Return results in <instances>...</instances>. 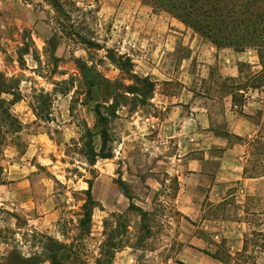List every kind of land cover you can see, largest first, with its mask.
Segmentation results:
<instances>
[{
	"label": "rangeland",
	"instance_id": "374dc122",
	"mask_svg": "<svg viewBox=\"0 0 264 264\" xmlns=\"http://www.w3.org/2000/svg\"><path fill=\"white\" fill-rule=\"evenodd\" d=\"M156 1L63 0L57 6L51 0H0V75L15 93L1 98L13 101L10 112L22 124L16 132L18 122L1 121L0 163L5 159V167L33 169L54 185L60 199L59 218L39 229L26 215L15 219L12 204H0V264L13 249L25 257L36 255L42 264H52V255L62 257L61 264H222L216 256L230 264H264V181L254 196L255 210L246 217L234 181L225 186L223 201H204L193 219L177 207L181 187L164 163L171 150L159 149L157 131L148 134L145 127L147 116H159L149 101L152 86L137 81L135 74L145 73L135 72L133 62L123 58L130 48L145 50L134 46L135 33L161 11ZM244 51L261 65L255 47ZM242 70L239 87L253 83L251 65L243 63ZM215 81L222 85L225 80L216 73ZM148 137L155 143L148 145ZM248 138L233 142L243 144V163L250 167ZM92 147L110 157L98 156L93 163ZM187 151L180 153L183 160ZM2 193L8 195V189ZM131 203L151 212L144 223L151 234L140 228ZM118 215L130 226L111 259L104 243ZM46 236L65 248L50 252Z\"/></svg>",
	"mask_w": 264,
	"mask_h": 264
},
{
	"label": "crops",
	"instance_id": "0c3cea01",
	"mask_svg": "<svg viewBox=\"0 0 264 264\" xmlns=\"http://www.w3.org/2000/svg\"><path fill=\"white\" fill-rule=\"evenodd\" d=\"M145 24L152 25L154 31L147 26L137 31L134 44L145 48L143 53L130 48L124 55L133 57L135 72H144L154 83L149 101L159 110V116H147L145 127L148 134L153 129L157 131L159 149L165 153L171 150L165 157L169 161L164 163L167 171L177 176L181 187L175 198L179 211L193 219L204 201L213 205L223 201L225 186L234 181L243 198L242 212L245 217L251 215L256 205L254 196L264 176L244 175L243 144L230 141L224 133L247 138L260 130L264 124V88L240 90L245 93V102L235 106L234 91H223L222 85L216 84L215 75L239 84L243 76L241 64H250L252 75L260 73L257 56L216 46L167 10L156 12ZM214 93L220 95L217 94L218 99H214ZM235 93L238 95V90ZM146 141L148 145L155 143L152 137ZM184 150L189 156L183 160L180 153ZM195 152H201V157H195ZM2 161L5 183L0 184V204H12L15 219L26 215L35 228H50L60 212L54 185L24 164L19 169L14 165L8 168L5 159ZM3 188L8 189V195L2 193ZM243 223L246 231L250 223L246 218ZM244 231L240 234L245 235Z\"/></svg>",
	"mask_w": 264,
	"mask_h": 264
},
{
	"label": "trees",
	"instance_id": "16d2710c",
	"mask_svg": "<svg viewBox=\"0 0 264 264\" xmlns=\"http://www.w3.org/2000/svg\"><path fill=\"white\" fill-rule=\"evenodd\" d=\"M51 1L57 6L61 5L63 2V0ZM156 3L161 10L169 11L174 17L184 22L187 26L192 27L194 31L208 38L218 47H232L236 51H244L245 48L251 46L257 49L262 69L260 73L252 75L253 83L245 87H239V84H236L235 81L224 79L225 81L222 84L223 89L234 91L235 106H239L245 102V93L240 92V90L247 91L249 88H264V0H157ZM27 52L29 51L27 50L26 53ZM123 58H126L129 63L132 62L130 57L123 56ZM242 68L243 64H241V71L243 72ZM131 71H133V68H131ZM2 77L3 75H0V123L1 121H16L19 124L16 132H20L22 124L10 112V106L13 104V101H7L6 99L1 98L3 93L15 94L12 91L13 89L8 86L7 82L1 80ZM135 77L137 81L151 85L152 92H154V83L149 77H140L136 74ZM258 80L259 82H257ZM226 81H229L232 85L227 86L225 83ZM235 90H238V95L235 93ZM110 108H114V104H111ZM97 113L100 114V110H97ZM38 115L40 114L38 113ZM1 129L2 125L0 127V134ZM224 134V136L230 141H233V139L238 141L245 140L243 137L232 135L227 132ZM102 137L105 145L108 137L107 133H103ZM246 142L251 146V157L253 162L250 167L248 165L244 166V175L250 178L262 177L264 176V130L260 129L254 136L249 137ZM91 155L93 163L98 156L104 158L110 157V155H106L105 153H97L94 147L91 149ZM4 170L3 165L0 163V184L5 183L3 178ZM91 189L92 183H90L88 190L89 197L91 196ZM84 208H86V205ZM94 208L95 206H93L91 208L92 210L90 209L87 213L90 221ZM129 209L138 212L141 219L140 228L145 230L146 235L151 234V229L145 227L144 224L148 220L151 212L142 207L136 206L134 203H131ZM118 216L119 221L117 227L107 234L108 238L104 243V246L108 249L107 255L111 259L114 258L118 250L122 249V239H119V237L124 235L129 230L130 226L121 215ZM85 223L86 221H82V224ZM46 237L51 243V246H47V249L50 252L57 251V248H53L55 246L63 249L65 248L63 244L53 237ZM215 258L221 261L222 264H230V262H227L221 257L216 256ZM50 259L53 260L52 264H61L60 260H63L62 257H58L57 255H52ZM42 263L43 261L36 255L25 257L18 249H13L6 257V264Z\"/></svg>",
	"mask_w": 264,
	"mask_h": 264
}]
</instances>
